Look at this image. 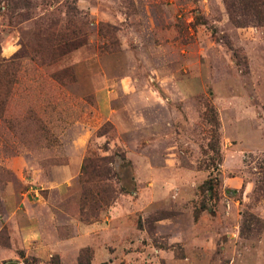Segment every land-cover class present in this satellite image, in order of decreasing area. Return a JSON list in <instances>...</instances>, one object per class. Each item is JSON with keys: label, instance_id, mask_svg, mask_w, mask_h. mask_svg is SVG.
<instances>
[{"label": "rangeland", "instance_id": "1", "mask_svg": "<svg viewBox=\"0 0 264 264\" xmlns=\"http://www.w3.org/2000/svg\"><path fill=\"white\" fill-rule=\"evenodd\" d=\"M236 1L0 0V264H264Z\"/></svg>", "mask_w": 264, "mask_h": 264}, {"label": "trees", "instance_id": "2", "mask_svg": "<svg viewBox=\"0 0 264 264\" xmlns=\"http://www.w3.org/2000/svg\"><path fill=\"white\" fill-rule=\"evenodd\" d=\"M235 5L242 10V12L239 13L238 11L233 10L234 13H239L243 18H248L250 14L249 11H256L254 17L258 22L264 24V12L258 11L259 9L264 10V0H238L235 2ZM238 24L241 26L244 25L243 22H238Z\"/></svg>", "mask_w": 264, "mask_h": 264}, {"label": "water", "instance_id": "3", "mask_svg": "<svg viewBox=\"0 0 264 264\" xmlns=\"http://www.w3.org/2000/svg\"><path fill=\"white\" fill-rule=\"evenodd\" d=\"M10 264H19V263H10Z\"/></svg>", "mask_w": 264, "mask_h": 264}]
</instances>
